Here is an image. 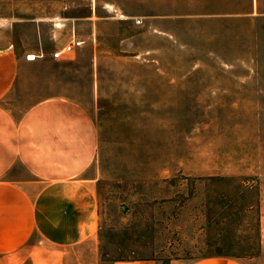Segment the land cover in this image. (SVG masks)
<instances>
[{"label": "rangeland", "instance_id": "374dc122", "mask_svg": "<svg viewBox=\"0 0 264 264\" xmlns=\"http://www.w3.org/2000/svg\"><path fill=\"white\" fill-rule=\"evenodd\" d=\"M0 23L36 55L7 105L96 121L100 264H264V0H0Z\"/></svg>", "mask_w": 264, "mask_h": 264}, {"label": "crops", "instance_id": "0c3cea01", "mask_svg": "<svg viewBox=\"0 0 264 264\" xmlns=\"http://www.w3.org/2000/svg\"><path fill=\"white\" fill-rule=\"evenodd\" d=\"M30 62L0 23V264H100L103 181L95 165L96 121L78 100L62 94L43 96L20 112L9 107L6 101L24 83ZM171 264L244 263L208 256Z\"/></svg>", "mask_w": 264, "mask_h": 264}, {"label": "built area", "instance_id": "2783aa9c", "mask_svg": "<svg viewBox=\"0 0 264 264\" xmlns=\"http://www.w3.org/2000/svg\"><path fill=\"white\" fill-rule=\"evenodd\" d=\"M56 26H60V23H56ZM85 40L76 34L75 29L73 30L72 37L60 48L56 49L51 53L52 57L55 59H63L65 55L76 51L78 48L82 47ZM32 54H28L27 58L31 59Z\"/></svg>", "mask_w": 264, "mask_h": 264}, {"label": "bare ground", "instance_id": "6f19581e", "mask_svg": "<svg viewBox=\"0 0 264 264\" xmlns=\"http://www.w3.org/2000/svg\"><path fill=\"white\" fill-rule=\"evenodd\" d=\"M35 58H36V55L32 54L31 59H35Z\"/></svg>", "mask_w": 264, "mask_h": 264}]
</instances>
